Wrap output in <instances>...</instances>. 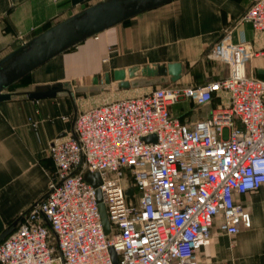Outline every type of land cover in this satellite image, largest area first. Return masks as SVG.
<instances>
[{"label": "built area", "instance_id": "2783aa9c", "mask_svg": "<svg viewBox=\"0 0 264 264\" xmlns=\"http://www.w3.org/2000/svg\"><path fill=\"white\" fill-rule=\"evenodd\" d=\"M237 21L262 44L232 42L228 30L213 41L205 57L224 62L225 76L76 111L70 132L47 146L48 193L0 241V264H112L109 247L116 264H199L215 217L228 236L248 226L233 194L264 183V76L244 71L264 53V0H251ZM214 95L219 102L206 118L180 119L168 109L179 97L204 104ZM85 173H96L98 185Z\"/></svg>", "mask_w": 264, "mask_h": 264}, {"label": "crops", "instance_id": "0c3cea01", "mask_svg": "<svg viewBox=\"0 0 264 264\" xmlns=\"http://www.w3.org/2000/svg\"><path fill=\"white\" fill-rule=\"evenodd\" d=\"M98 0H0V56L46 27ZM251 0H173L138 13L89 36L30 70V87L53 81H78L89 75V83L71 84L78 109L85 106L80 92L99 84L95 74L113 68L178 61L179 78L171 81L155 77L152 83L124 90H149L152 84L188 85L223 77L222 61L205 57L208 47L228 30L229 39L262 44L246 22L237 21ZM264 67V53L245 61L244 71L255 73ZM55 77L43 78L47 74ZM260 75V74H258ZM264 76V75H261ZM85 80V79H83ZM219 102L214 95L204 104L179 97L168 106L180 119L206 118ZM73 106L66 92L53 96L26 98L11 96L0 101V231L47 190L53 163L47 146L71 130ZM235 202L246 211L248 226L228 236L218 230L219 217L210 227L209 242L197 251L199 264H264V183L243 194L234 193Z\"/></svg>", "mask_w": 264, "mask_h": 264}, {"label": "water", "instance_id": "95a60500", "mask_svg": "<svg viewBox=\"0 0 264 264\" xmlns=\"http://www.w3.org/2000/svg\"><path fill=\"white\" fill-rule=\"evenodd\" d=\"M170 1L173 0H98L55 22L38 34L20 42L16 47L0 56V101L9 99L11 96L39 98L53 96L57 92L64 91L67 93L73 106L72 128L77 107L69 81L59 80L49 83H37L28 88L11 91L7 90V88L33 68L77 44L86 37L95 36L108 27ZM181 72L182 64L178 61H171L167 63L144 64L142 66L132 65L126 68H113L111 70V78L116 81L118 87L127 88L152 83L155 77L163 79L165 76H168L171 81H174L180 77ZM256 72L264 75V67L257 68ZM92 82H97L96 76H92ZM109 82V74L105 72L103 74V83L99 86L107 88ZM143 138L145 140H152L154 136L153 134H148ZM84 178L93 186H97L100 181L96 173H85ZM130 190L129 188L127 192L130 193ZM47 193L48 191L42 194L31 205L44 198ZM96 200L103 231L104 233H108V222L104 207L100 202L98 190ZM27 210L28 208L23 210L0 231V241L16 227ZM108 252L112 264H116V255L112 247L108 248Z\"/></svg>", "mask_w": 264, "mask_h": 264}, {"label": "rangeland", "instance_id": "374dc122", "mask_svg": "<svg viewBox=\"0 0 264 264\" xmlns=\"http://www.w3.org/2000/svg\"><path fill=\"white\" fill-rule=\"evenodd\" d=\"M79 43V42H78ZM76 45V44H75ZM75 45L71 46L69 49L74 48ZM57 76V74H47V75H43L40 77L43 78H50V77H55ZM93 76L97 77V84H101L103 83V75L102 73L99 74H95ZM89 75L85 74L82 76H78V81H72L71 84H77V83H89L90 79H89ZM85 79V80H83ZM70 82V81H69ZM29 84H31V73H27L26 75H24L22 78H20L19 80H17L16 82H14L12 85H10L7 90H16V89H23L26 88V86H28ZM161 86V84H152L151 88L153 87H158ZM145 89H141V88H137V89H133V90H124L122 88H117L115 86V84H110L107 88H101L100 86L92 91H84V92H80L79 95H81L84 99V104L83 106H89V105H93V104H97L103 101H107V100H111L114 99L116 97H120V96H128V95H138L143 93ZM174 103V102H173ZM171 103V104H173ZM53 169H51V171L47 172L50 178V174L52 172ZM49 178H48V183H47V188H48V184H49ZM47 191V190H46ZM131 192V190H130Z\"/></svg>", "mask_w": 264, "mask_h": 264}, {"label": "trees", "instance_id": "16d2710c", "mask_svg": "<svg viewBox=\"0 0 264 264\" xmlns=\"http://www.w3.org/2000/svg\"><path fill=\"white\" fill-rule=\"evenodd\" d=\"M46 28H47V27H46ZM46 28H45V29H46ZM43 30H44V29H43ZM43 30H42V31H43Z\"/></svg>", "mask_w": 264, "mask_h": 264}]
</instances>
